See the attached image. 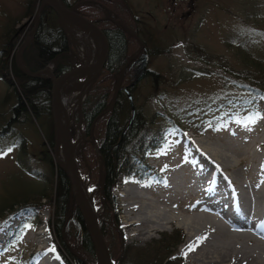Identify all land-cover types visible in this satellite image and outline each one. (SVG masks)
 Wrapping results in <instances>:
<instances>
[{
	"label": "rangeland",
	"instance_id": "1",
	"mask_svg": "<svg viewBox=\"0 0 264 264\" xmlns=\"http://www.w3.org/2000/svg\"><path fill=\"white\" fill-rule=\"evenodd\" d=\"M26 1L0 0V35L12 25L14 30L21 28L8 58L12 83L15 80L16 48L27 39L30 28L35 23L34 14L39 5V0H34L32 14L22 17L14 24L23 14ZM73 1L66 0L68 5ZM124 1L126 8L137 20L134 27L136 36L148 54L147 76L135 85L131 93L135 108L134 116L136 110L144 119V123L148 124L150 134L162 138L163 146L156 153L147 156L146 166L150 167L152 174L146 176L145 183L136 182L135 178H120L111 190L110 198H106L101 192L102 185L98 180L97 163L100 161L97 155L94 152L97 160L91 157L89 163L85 158L90 145L92 148L93 144L96 145L93 142L95 135L93 126L96 121L90 124L88 137L84 136L80 124L83 143L74 156L77 175L88 192L95 197V210L97 215L99 214L96 220L103 215L104 210H108L114 232L121 236L125 246L146 250L160 239V234H171L176 230L180 232L182 238L170 254L169 261L171 264H192L188 254L183 251L186 230L180 227L179 222H173L157 230L150 229L149 234L140 239H130L129 232L123 228L125 210L118 194L126 187H142L140 192L147 200L153 201L160 210H174L177 216L188 218L197 213H210L206 212L209 209L218 214L217 208L208 205L210 200L213 204L215 199H223L221 202L226 208L232 191H237L240 184L250 182L248 180L250 177L256 185L263 182L264 144L259 146L258 142H264V118H261L264 117V98L255 95L249 90L251 88L247 87L246 81L235 76H240L245 66L240 61V53L245 52L250 60L264 65V0ZM137 47L138 44L135 43L132 55ZM49 65L51 64L47 66ZM254 75V78L264 82V78L259 74ZM86 78V75L79 77L77 84L71 87L70 93H66L68 89L64 90L61 99L67 95L70 97L69 104L71 100L74 101ZM228 83L241 84L243 88L235 90ZM6 92L7 87L0 80V132L5 131L4 136L0 138V212L3 209L1 213L4 215V219H0V264H35L38 257L43 254H47L52 262L63 264L52 248L53 241L57 244V239L54 236L52 239L51 227L46 223L50 220L52 211L51 202L48 203L47 199L39 200V204L45 205L42 211L21 210L25 215L21 217L22 223L17 228L13 227L15 223L12 224V229L3 228L6 226L5 219L8 218L5 213L9 203H13V209L26 206L37 199L38 193L43 189V193L53 196L59 170L52 151L53 129L49 115H40L36 119L30 113L26 116L18 113L15 119L17 121L4 129L11 118L14 101L12 95L5 97ZM230 101L245 104V113L253 114L255 119L243 124L224 123L219 119L218 129L212 130L205 126L202 133L196 132L195 125L202 126L205 123H199L205 119L218 118L215 107L220 105L221 109ZM169 114L183 116L179 122L185 127V132H179L165 124ZM72 115L69 118L70 138L71 143H75L80 130L75 133L78 127L74 122L76 111ZM125 117L120 120V124H125L124 128L129 115L126 121ZM121 133L119 140L123 135ZM202 154L208 155V160H205ZM223 156H226L225 159ZM155 176L162 182L155 181ZM194 181L197 182L196 187L191 186ZM206 181L209 182L207 189ZM22 200H26L27 203ZM72 202L73 199L70 198L69 203ZM41 225L45 227L43 234V239L47 242L45 250L41 249V245L34 243L32 238ZM57 246L60 248L58 244ZM60 252L69 264H73L65 252ZM93 255L92 264H98L94 251ZM129 257L134 264H138L137 261L140 264L141 258L135 257L134 253L129 254L128 259ZM150 261L152 260L148 262ZM110 262L121 264L116 261Z\"/></svg>",
	"mask_w": 264,
	"mask_h": 264
},
{
	"label": "trees",
	"instance_id": "2",
	"mask_svg": "<svg viewBox=\"0 0 264 264\" xmlns=\"http://www.w3.org/2000/svg\"><path fill=\"white\" fill-rule=\"evenodd\" d=\"M62 2L65 6L77 3L75 12L95 24L103 32L108 43V56L105 64L97 78L91 83L80 105L82 132L85 137H88V130L92 121L109 107L114 85L120 76V69L127 59L132 56V50L135 45L134 39L115 25L113 21L123 23L135 35L137 34L133 25V16L126 8L124 0H75L70 5L67 4L66 0H62ZM34 7V0H27L23 14L14 24L18 23L22 17L30 16ZM13 28L14 25L7 27L0 35L2 40L0 45V80L7 87L5 97L12 95L14 98L13 106L11 107V118L4 126V129L9 128L14 121H17L15 119L18 113L24 116L30 113L36 119L40 115H48L47 106L50 84L47 80L29 78L14 70L15 80L12 83L8 58L21 30V28L19 30H14ZM72 57L71 46L59 28L57 16L49 8L42 7L33 38L21 52L22 66L29 72H35L51 64L52 74L55 77H59L68 71L69 60ZM239 58L245 66L242 69L243 75L241 73L240 76L237 75L235 77L246 81L248 83L247 87H250L251 89L249 90L254 92L255 95L264 97V82H260L259 79L253 77L257 73L264 78V65L250 60L245 52L240 53ZM134 75V66L129 64L123 71L120 89L113 107L99 117L93 126L95 133L93 142L97 145L102 161L101 164L100 162L97 163L99 166L98 180L102 185L101 192L106 198H110L109 194L120 178H135L136 182L145 183L146 176L149 177V174H152L150 167L146 166L147 156L156 153L163 146L162 138L150 134L148 124L144 123V119L141 118V115L136 110L132 123L119 140V135L125 126V124H120V120L126 116V121L129 115L126 93L121 88H125L131 95L135 85L132 87L128 86L136 76ZM145 76H147L146 73ZM229 84L235 90L243 88L241 84ZM229 103L221 107V109L219 108L220 105H217L215 108H217L218 118L205 119V121L199 123H205L202 126L195 125L196 132L202 133L205 126L212 130L218 129L219 119L224 123L239 122V124L255 119L253 114L245 113V104H239V102L235 101H230ZM182 118L183 116L177 117L169 114L165 124L179 132H185V127H182L183 125L179 122ZM4 132L3 130L0 132V138L4 136ZM91 146L89 147V153L85 156L87 163H89L91 157L97 160ZM142 175H145V177L143 178ZM154 179L162 182L156 176ZM54 187L52 197L43 193V189V192L38 193L37 199L26 206L13 209V203H9L6 207V214L12 215L21 210L23 212L26 210L42 211L45 205L39 204V200L47 199L48 203L51 202L52 211L50 220H47L46 223L51 227L52 239L54 236L60 246L59 248L53 241L52 248L63 264L69 263L60 251L65 252L73 264L94 263L93 248L87 229L73 202L69 203L68 183L59 170ZM22 202L27 203L26 200H22ZM1 212L0 219H4V215ZM109 219L108 210H104L103 215L96 221L108 249L110 261H116L121 264H134L130 257L128 259V255L134 253L135 257L141 258L140 264H148L149 260H152L149 264H171L169 257L173 249L181 242L180 232L175 230L171 234H160V239L152 243V247L146 248V250L132 249L123 244L121 236L114 232V227ZM137 263L139 264L138 261Z\"/></svg>",
	"mask_w": 264,
	"mask_h": 264
},
{
	"label": "bare ground",
	"instance_id": "3",
	"mask_svg": "<svg viewBox=\"0 0 264 264\" xmlns=\"http://www.w3.org/2000/svg\"><path fill=\"white\" fill-rule=\"evenodd\" d=\"M48 1L56 2L57 0ZM96 48L97 50L101 49L99 44H97ZM14 60L16 62L19 60L18 54L15 55ZM79 76L80 75L77 74L69 79L59 92V98L56 105V120L60 130H68L69 128L67 107L72 109L75 107V102L73 100H71V103L72 101L73 103H70V106V97L65 95L64 98L61 99V95H63L65 89H68L66 93L71 92V87L77 84L76 79ZM79 92L80 91L76 93L77 96L79 95ZM82 143L83 139L78 133L77 141L75 143H71L70 146L73 155L79 151ZM263 144L264 142L262 141L258 142L259 146H263ZM52 151L56 165L63 168L64 161L60 145L56 144ZM252 153H254V151ZM202 157L205 160H208V155L202 154ZM224 157L226 156H223V158ZM74 167L77 173L76 164H74ZM251 179L252 177L248 179L250 181L248 183L246 182L240 184V187L237 191H232L231 195L228 197V202L226 201V208L223 207L224 203L221 202L223 199L219 200L217 198L213 204L210 200L208 205L217 208L218 214H215L208 208L209 210H206V212H210L211 214L197 213L195 215L192 214V217H183L184 219L177 216V214L173 212L174 210H160L153 203V201L147 200L144 194L140 192L142 187H126L118 194L122 200V208L125 210L123 228L129 232L128 235L130 239H140L142 236H147L150 232V229L157 230L173 222H179L180 227L186 230V239L183 251L188 254V258L192 264H264V180L261 184L256 185ZM83 184L78 177L77 192L79 193L81 202L88 213L95 219L99 215H97V211L95 210V197L90 192H88L87 187ZM191 186L196 187L197 182L194 181ZM205 188H209V182L205 184ZM172 191L173 193L175 192L174 190ZM41 215L44 216L43 213ZM44 230V225H41L36 232V235H32L34 243L41 245L40 247L42 250L47 249V242L43 239ZM35 264L56 263L52 262L47 254H43L38 257V259L35 261Z\"/></svg>",
	"mask_w": 264,
	"mask_h": 264
},
{
	"label": "water",
	"instance_id": "4",
	"mask_svg": "<svg viewBox=\"0 0 264 264\" xmlns=\"http://www.w3.org/2000/svg\"><path fill=\"white\" fill-rule=\"evenodd\" d=\"M39 5L36 9V12L34 14L36 22L34 23V26L32 30L29 32L30 33V38L28 40H24L17 48V53L20 54V52L23 50V48L32 40V36L34 35L39 14L42 9V7H47L49 8L58 18L59 21L61 22H70L77 24L78 26H81L85 29H88L91 31L99 40L100 46H101V52L100 56L98 59V62L95 67H90V68H85V67H77L73 70L67 71L64 74L60 75L59 77H55L52 74L51 71V65L45 67L44 69H40L36 72H28L26 69H24L20 65V61H15L14 60V66L16 70L21 73L22 75H25L29 78H34V79H43L47 80L50 83V89H49V96H48V115L50 117V121L52 124L53 128V148L56 144H59L61 147V151L63 154V161H64V166L59 167V170L62 172V174L65 176L68 187H69V197L73 199L74 205L83 220L85 227L87 229L89 239L96 257V262L98 264H111L107 249L105 246V243L103 241V238L98 230V226L96 223V219H94L86 210L84 205L81 202L79 193L77 192L78 188V176L75 171L74 167V155L70 149V138H69V131L68 130H60L58 128V122L56 120V105H57V98H58V92L61 89V87L67 82L69 78L76 74L80 75H89L91 74V77L89 79V82L85 87L87 89L89 88L90 84L96 79L98 74L100 73L103 65L105 64V61L108 56V43L107 40L103 34V32L93 23L88 21L86 18L80 16L75 12L76 5H72L71 7L65 6L60 0L55 1H48V0H39ZM113 21V20H111ZM115 25L120 27L127 35L133 37V39L138 43V48L136 50V54L141 52L139 55L138 59L134 61V63H137V75L133 79V81L130 83L129 86H133L136 84L144 75L146 71V64L148 60V56L145 52V49L142 47L140 41L137 39V37L121 22L119 21H113ZM131 58H129L126 63L123 65V67L120 69V78L116 82L112 94V99L110 102L109 107L106 109L105 112H108L114 104L117 91L119 88L120 80L122 77V73L124 68L127 66V64L130 62ZM86 89V91H87ZM125 91V89H123ZM126 97L128 101V109H129V120L127 122L126 127L124 128L127 129L128 126H130V123L133 119L134 116V107L132 103V98L128 92H126ZM105 112L101 113L100 115L97 116L99 118L102 116ZM94 119L92 121V124L97 120ZM123 130V132H124ZM122 132V133H123ZM121 133V134H122ZM121 137V136H120ZM94 152L97 155L99 161H101L100 156L98 154V151L96 149V145L93 144ZM70 208V207H69Z\"/></svg>",
	"mask_w": 264,
	"mask_h": 264
},
{
	"label": "built area",
	"instance_id": "5",
	"mask_svg": "<svg viewBox=\"0 0 264 264\" xmlns=\"http://www.w3.org/2000/svg\"><path fill=\"white\" fill-rule=\"evenodd\" d=\"M66 37L73 46L80 66H91L95 63V59L98 56L96 48L98 42L90 32L76 25L69 24L67 26ZM71 66L74 68L75 64L71 63Z\"/></svg>",
	"mask_w": 264,
	"mask_h": 264
},
{
	"label": "flooded vegetation",
	"instance_id": "6",
	"mask_svg": "<svg viewBox=\"0 0 264 264\" xmlns=\"http://www.w3.org/2000/svg\"><path fill=\"white\" fill-rule=\"evenodd\" d=\"M75 1V0H74ZM73 1V2H74ZM72 5H76V7H77V3H74V4H71L70 6H72ZM136 22H137V20H136V18H134L133 17V25H134V27H135V24H136ZM38 23V22H37ZM127 27V26H126ZM128 28V27H127ZM129 29V28H128ZM136 29V28H135ZM132 32V31H131ZM133 33V32H132ZM134 34V33H133ZM137 34V33H136ZM135 35V34H134ZM32 38H33V36H32ZM66 38V37H65ZM67 41V40H66ZM68 42V41H67ZM69 44V43H68ZM145 49V48H144ZM145 52H146V49H145ZM141 54V52H139V53H137L136 54V51H135V53L130 57L131 58V60H130V62L127 64V66L130 64V66H134V73H135V75L137 74V63H134V61H136L137 59H138V57H139V55ZM146 54H147V52H146ZM148 56V55H147ZM129 59V58H128ZM70 61V60H69ZM126 63V62H125ZM70 65H71V62H70V64H68V67L70 68ZM52 66V65H51ZM126 66V67H127ZM123 67V66H122ZM125 67V68H126ZM68 68V69H69ZM124 68V69H125ZM124 71V70H123ZM146 73V72H145ZM134 75V76H135ZM119 78H120V76H119ZM135 78V77H134ZM118 81V80H117ZM49 82V81H48ZM50 84V83H49ZM130 85V84H129ZM115 86V85H114ZM128 87H130V86H128ZM49 89H50V87H49ZM119 89H120V84H119V88H118V91H119ZM122 89V91H123V88H121ZM114 90V89H113ZM118 91H117V93H118ZM113 94V93H112ZM117 96V95H116Z\"/></svg>",
	"mask_w": 264,
	"mask_h": 264
},
{
	"label": "snow or ice",
	"instance_id": "7",
	"mask_svg": "<svg viewBox=\"0 0 264 264\" xmlns=\"http://www.w3.org/2000/svg\"><path fill=\"white\" fill-rule=\"evenodd\" d=\"M262 98H264V97H262ZM261 118H264V117H261ZM11 149H9V151H10ZM53 251H54V249H53Z\"/></svg>",
	"mask_w": 264,
	"mask_h": 264
}]
</instances>
